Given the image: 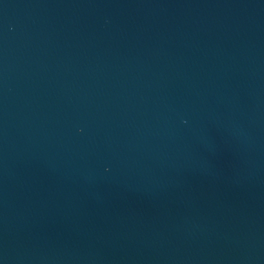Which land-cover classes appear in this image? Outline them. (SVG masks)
I'll use <instances>...</instances> for the list:
<instances>
[{
  "label": "water",
  "instance_id": "water-1",
  "mask_svg": "<svg viewBox=\"0 0 264 264\" xmlns=\"http://www.w3.org/2000/svg\"><path fill=\"white\" fill-rule=\"evenodd\" d=\"M0 264H264V0H0Z\"/></svg>",
  "mask_w": 264,
  "mask_h": 264
}]
</instances>
